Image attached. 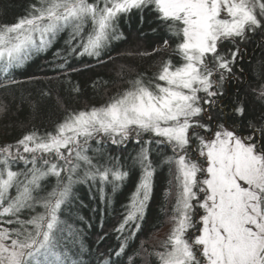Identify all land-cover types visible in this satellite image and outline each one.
<instances>
[{"label":"snow or ice","instance_id":"6c2138e0","mask_svg":"<svg viewBox=\"0 0 264 264\" xmlns=\"http://www.w3.org/2000/svg\"><path fill=\"white\" fill-rule=\"evenodd\" d=\"M132 14L141 20L150 14L152 31L163 36L151 52L128 55L170 48L159 70L126 79L122 65L117 75L128 86L103 104L65 108L53 131H30L15 145L0 146V264H85L82 230L72 221L75 186L96 184L106 213L105 187L115 192L139 169L113 229L120 243L106 261L123 264L127 257L137 264L129 240L147 222L154 177L165 166L161 210L172 226L162 250L141 248L148 264H264V114L250 116L240 90L231 95L225 87L239 83L234 68L241 46L264 33V0H36L27 15L0 25V87L19 83L13 70L65 35L49 62L57 79L76 70L73 59L104 63L112 43L124 38L121 20ZM261 67L252 94L264 103ZM9 111L0 100V115ZM130 142L138 147L128 156L104 148L123 151Z\"/></svg>","mask_w":264,"mask_h":264},{"label":"trees","instance_id":"16d2710c","mask_svg":"<svg viewBox=\"0 0 264 264\" xmlns=\"http://www.w3.org/2000/svg\"><path fill=\"white\" fill-rule=\"evenodd\" d=\"M35 2L36 0H0V25L15 23L18 18L28 14L30 6ZM155 27V20L150 14H145L143 20L138 14L122 19L120 29L124 38L112 43L102 57L104 63H98L95 58L88 56L73 59L71 65L76 70L59 79L58 73L52 70L49 62L53 58L52 52L57 47H63L66 35L48 53L35 57L24 66L13 70L12 76L19 83L7 88L0 87V100L10 105L7 115H0V146L15 145L18 139L30 131L40 134L53 131L63 119L65 108L80 110L86 106L103 104L119 89L128 86L117 75L122 65L126 66V79L133 78L137 72H157L159 62L167 55H125L129 52H148L162 43L163 33L159 30L153 32ZM121 53L123 55H120ZM262 65L264 33H257L241 46V53L234 68L239 83L233 80L225 86L231 95L240 90L242 98L249 102V115L257 119L264 114V103L257 100L252 94V89L261 81ZM0 79H3L2 73ZM105 81L107 83H104ZM76 86L80 89L78 93L73 90ZM42 91L49 92L50 97H42ZM33 104H38V107L34 109ZM137 147L130 142L122 151L116 146L104 145L105 150L113 156L135 154ZM139 179V169H134L115 192L112 191L111 185L105 187L107 196L111 198V205L106 213L101 211L105 205L100 199L96 184L81 183L75 186L77 199L72 221H76V226L82 230L78 244L82 243L85 250V264H106L107 253L117 248L120 240L117 238L118 233L113 229L118 224L123 206L128 203ZM168 179L167 167L158 168L154 177L155 196L147 211V222L137 236L129 240L128 254L135 256L137 264H148L149 258L147 253L141 251L142 247L148 252L162 250L161 244L166 240L165 238L164 241H156L155 237L169 220L168 215L161 210ZM79 217L84 220L79 221ZM102 253L105 254L103 258L100 255ZM123 264H129L127 257L123 258Z\"/></svg>","mask_w":264,"mask_h":264},{"label":"rangeland","instance_id":"374dc122","mask_svg":"<svg viewBox=\"0 0 264 264\" xmlns=\"http://www.w3.org/2000/svg\"><path fill=\"white\" fill-rule=\"evenodd\" d=\"M152 51V50H151ZM151 51H148V52H151ZM171 52V49H167L163 54L161 55H168V53ZM120 55H123V53H121ZM125 55H128L127 53H125ZM139 56V55H138ZM171 223L169 222V220L167 221V224L166 226L156 234V241H164L165 238H167L168 234H169V231H170V228H171Z\"/></svg>","mask_w":264,"mask_h":264}]
</instances>
